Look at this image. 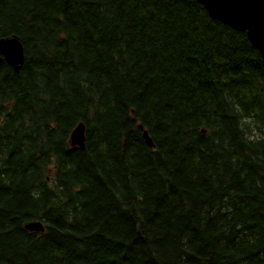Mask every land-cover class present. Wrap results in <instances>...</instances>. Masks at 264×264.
Segmentation results:
<instances>
[{
    "label": "trees",
    "instance_id": "trees-1",
    "mask_svg": "<svg viewBox=\"0 0 264 264\" xmlns=\"http://www.w3.org/2000/svg\"><path fill=\"white\" fill-rule=\"evenodd\" d=\"M13 36L0 264H264V61L244 31L198 0H0Z\"/></svg>",
    "mask_w": 264,
    "mask_h": 264
},
{
    "label": "water",
    "instance_id": "water-1",
    "mask_svg": "<svg viewBox=\"0 0 264 264\" xmlns=\"http://www.w3.org/2000/svg\"><path fill=\"white\" fill-rule=\"evenodd\" d=\"M198 2L211 18L220 20L237 31H244L264 61V0H198ZM0 54L15 71L19 70L24 54L17 37L0 38ZM143 137L152 147V140L146 130H143ZM69 139L71 146L84 147L85 126L82 122L71 130ZM23 228L35 232L44 230L39 220L28 221Z\"/></svg>",
    "mask_w": 264,
    "mask_h": 264
}]
</instances>
